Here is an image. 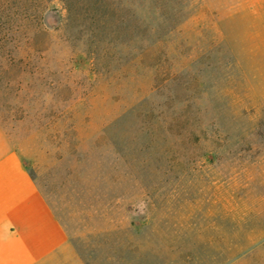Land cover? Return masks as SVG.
I'll return each instance as SVG.
<instances>
[{
  "label": "rangeland",
  "instance_id": "rangeland-1",
  "mask_svg": "<svg viewBox=\"0 0 264 264\" xmlns=\"http://www.w3.org/2000/svg\"><path fill=\"white\" fill-rule=\"evenodd\" d=\"M0 0V124L87 264H264V0Z\"/></svg>",
  "mask_w": 264,
  "mask_h": 264
},
{
  "label": "crops",
  "instance_id": "crops-1",
  "mask_svg": "<svg viewBox=\"0 0 264 264\" xmlns=\"http://www.w3.org/2000/svg\"><path fill=\"white\" fill-rule=\"evenodd\" d=\"M0 264H87L1 124Z\"/></svg>",
  "mask_w": 264,
  "mask_h": 264
},
{
  "label": "trees",
  "instance_id": "trees-1",
  "mask_svg": "<svg viewBox=\"0 0 264 264\" xmlns=\"http://www.w3.org/2000/svg\"><path fill=\"white\" fill-rule=\"evenodd\" d=\"M68 14L80 24L98 25L107 22L109 12L123 8L120 0H61Z\"/></svg>",
  "mask_w": 264,
  "mask_h": 264
}]
</instances>
